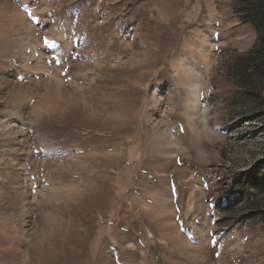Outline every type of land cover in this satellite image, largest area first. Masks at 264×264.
I'll list each match as a JSON object with an SVG mask.
<instances>
[{
  "label": "rangeland",
  "instance_id": "rangeland-1",
  "mask_svg": "<svg viewBox=\"0 0 264 264\" xmlns=\"http://www.w3.org/2000/svg\"><path fill=\"white\" fill-rule=\"evenodd\" d=\"M248 3L0 0V264H264Z\"/></svg>",
  "mask_w": 264,
  "mask_h": 264
},
{
  "label": "trees",
  "instance_id": "trees-1",
  "mask_svg": "<svg viewBox=\"0 0 264 264\" xmlns=\"http://www.w3.org/2000/svg\"><path fill=\"white\" fill-rule=\"evenodd\" d=\"M248 4L251 6L253 23L264 31V0H249ZM260 47L258 51L246 59L245 68L249 65L253 66L254 72L259 74V77L264 78V38Z\"/></svg>",
  "mask_w": 264,
  "mask_h": 264
}]
</instances>
